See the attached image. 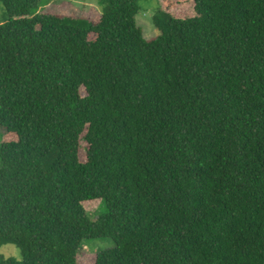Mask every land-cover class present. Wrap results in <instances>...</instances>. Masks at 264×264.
Masks as SVG:
<instances>
[{
  "label": "trees",
  "instance_id": "trees-1",
  "mask_svg": "<svg viewBox=\"0 0 264 264\" xmlns=\"http://www.w3.org/2000/svg\"><path fill=\"white\" fill-rule=\"evenodd\" d=\"M41 1L0 0V264H264V0L159 9L149 40L140 0Z\"/></svg>",
  "mask_w": 264,
  "mask_h": 264
},
{
  "label": "rangeland",
  "instance_id": "rangeland-1",
  "mask_svg": "<svg viewBox=\"0 0 264 264\" xmlns=\"http://www.w3.org/2000/svg\"><path fill=\"white\" fill-rule=\"evenodd\" d=\"M101 0H42L38 8L32 13V16L39 13H55L60 15H71L75 17L87 18L90 21H97L102 10ZM172 7L164 8L163 2L156 0H140L139 11L136 16V23L141 28L143 37L146 40L152 39L158 35V30L152 25L151 19L160 10H166L173 17H191L194 16L193 2L191 0H169ZM100 10V11H99ZM7 21L5 9L0 4V25ZM83 95V90L81 89ZM2 130L0 128V140ZM80 158L84 160V143L81 144ZM86 211L92 216L99 208V201L84 204ZM114 245L110 241L92 240L82 249L78 256V264H94L95 255L103 250L111 249ZM0 255L4 259H12L20 262L21 255L19 249L14 245H5L0 248Z\"/></svg>",
  "mask_w": 264,
  "mask_h": 264
}]
</instances>
